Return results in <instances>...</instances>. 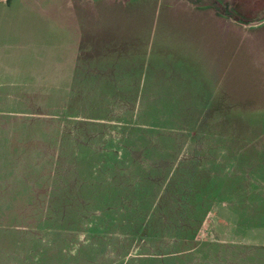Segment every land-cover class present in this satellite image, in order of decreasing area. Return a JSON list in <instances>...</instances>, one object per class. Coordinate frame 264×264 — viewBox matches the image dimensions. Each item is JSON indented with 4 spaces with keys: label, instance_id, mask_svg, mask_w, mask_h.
Segmentation results:
<instances>
[{
    "label": "rangeland",
    "instance_id": "rangeland-1",
    "mask_svg": "<svg viewBox=\"0 0 264 264\" xmlns=\"http://www.w3.org/2000/svg\"><path fill=\"white\" fill-rule=\"evenodd\" d=\"M0 264H264V0L0 1Z\"/></svg>",
    "mask_w": 264,
    "mask_h": 264
},
{
    "label": "crops",
    "instance_id": "crops-1",
    "mask_svg": "<svg viewBox=\"0 0 264 264\" xmlns=\"http://www.w3.org/2000/svg\"><path fill=\"white\" fill-rule=\"evenodd\" d=\"M0 1H4V0H0ZM78 47H79V45H78ZM78 47H77V50L79 51L80 48H78ZM79 58H81V57L78 56L77 60H78Z\"/></svg>",
    "mask_w": 264,
    "mask_h": 264
}]
</instances>
